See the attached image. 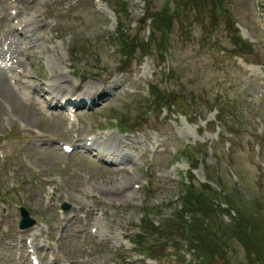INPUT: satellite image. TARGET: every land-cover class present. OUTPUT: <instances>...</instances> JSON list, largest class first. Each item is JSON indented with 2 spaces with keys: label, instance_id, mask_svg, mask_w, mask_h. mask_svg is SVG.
Listing matches in <instances>:
<instances>
[{
  "label": "rangeland",
  "instance_id": "374dc122",
  "mask_svg": "<svg viewBox=\"0 0 264 264\" xmlns=\"http://www.w3.org/2000/svg\"><path fill=\"white\" fill-rule=\"evenodd\" d=\"M124 1L17 0L23 7L19 19L35 18L32 25L37 20L30 45V40L20 41L19 34L10 32L4 8L8 0H0V57L24 72L16 90L6 80L0 82L7 90L0 97V264H29L24 248L27 239L35 245L41 264H144L128 239L138 226L151 230L153 223L162 225L163 235L165 231L180 234L179 225L167 224L180 204L182 185L177 174H186L190 162L197 167L198 182L208 179L209 186L222 191L214 196L213 208L231 204L243 212L252 225H248L249 233L264 246V167L259 164L264 163V74L248 77L238 71L223 51L235 42L229 23L221 20L213 27L210 10L207 20L190 10L169 18L160 9L165 5L170 14L179 7L178 0ZM116 5L123 13L127 43L134 40L135 60L142 53H158L163 28L171 22L166 45L169 64L177 72L170 82L171 98L173 104L180 102L178 98L188 100L190 121L181 116L169 122L168 117L162 119L164 113L159 121L150 117L144 133L133 136H120L109 126L102 128L108 117L123 116L124 103L134 110L136 100L146 96L145 82L153 74L145 62L141 69L134 68L133 75H121L128 63L121 62L122 52L110 38L116 28L111 6ZM225 6L237 27L246 29L253 39L251 49L245 47L243 54L264 65V0H226ZM72 55L79 59L73 65ZM73 68L78 78L72 77ZM89 72L103 79L86 75ZM104 79L112 80L118 93L73 113V123L67 112L34 104L36 98L44 105L50 103L49 83L72 95L95 93L99 97ZM137 86L141 88L133 96L130 91ZM33 88L36 98L22 100L20 93ZM217 112L223 117L222 128L212 125ZM219 133L222 138L218 140ZM86 138L99 141L96 148L121 147L127 152L120 160L135 167L127 174H115L118 167L96 164L91 153H62L59 143L83 147ZM185 144L200 148L182 156ZM64 204L69 205L66 212L60 208ZM19 207L37 221L35 229L19 231ZM146 210L152 214L144 219L150 214ZM200 221L219 231L220 225L230 228L227 216ZM45 242L49 250L43 249ZM223 247L231 264H248L245 241L232 239ZM170 252L159 245L152 255L160 264H173ZM262 253L257 250L253 255L258 258Z\"/></svg>",
  "mask_w": 264,
  "mask_h": 264
},
{
  "label": "trees",
  "instance_id": "16d2710c",
  "mask_svg": "<svg viewBox=\"0 0 264 264\" xmlns=\"http://www.w3.org/2000/svg\"><path fill=\"white\" fill-rule=\"evenodd\" d=\"M202 1L205 5L208 4L207 1L211 2V0H198V2ZM194 190L195 188H191V191L195 192ZM200 194L202 195V193ZM204 194H206V191L204 192ZM183 200H185L182 203L184 217L185 215H190L189 210L191 213H193L194 215H199L201 218H209L215 216L216 210L213 209V205L211 204L210 200H203L201 199V196L194 195L192 193ZM177 220H179V217L177 218ZM199 225L195 224V229L194 226L191 227L193 234L190 240L197 252H199L204 257V262H202V264H215L219 261H222V259L226 260V258L221 255V252L224 249L223 245L226 244L229 240L238 239L245 241V247L248 253H251L250 245H252L251 248H255L257 245V239L249 233V227L246 221H233L232 224L229 225L230 228L220 225V231L218 228L210 226H206L203 229L201 228V225ZM167 226L171 227L170 222L167 224ZM220 232L221 234H219ZM246 242L249 243L246 244ZM252 242L253 244H251ZM152 253H154V250H151V254ZM249 262V264H254L253 258L250 259Z\"/></svg>",
  "mask_w": 264,
  "mask_h": 264
},
{
  "label": "bare ground",
  "instance_id": "6f19581e",
  "mask_svg": "<svg viewBox=\"0 0 264 264\" xmlns=\"http://www.w3.org/2000/svg\"><path fill=\"white\" fill-rule=\"evenodd\" d=\"M17 4V2L16 1H14L13 2V4H12V8L13 9H15L16 7H15V5ZM30 22V20H28V19H26V20H24L22 23L24 24V25H27L28 23ZM20 26V25H19ZM18 26V27H19ZM63 80V78H60L59 79V81L60 80ZM1 81H5V78L2 76V74L0 73V82ZM58 81V82H59ZM2 83V82H1ZM1 83H0V97H5L6 96V94H5V91L4 90H6L4 87H2V85H1ZM6 83V82H5ZM57 83V82H56ZM7 85V84H6ZM8 86V88L10 87L9 85H7ZM54 86H56V85H54ZM54 86H52V87H50V88H54ZM11 88V87H10ZM100 90V89H99ZM7 91V90H6ZM61 94H62V96H65V97H67V96H69V94L70 95H72V93H69V91L68 90H63V89H61L60 91H59ZM99 93H101L100 91H99ZM8 94V93H7ZM91 95H93V96H97L98 97V95L97 94H91ZM73 96V95H72ZM79 95H77V94H75V96L73 97L74 99H72V100H70L71 102H78L80 99H81V97H78ZM7 98H10V97H7ZM79 98V99H78ZM75 107H77V108H81L82 106H76V105H74ZM113 154H115V153H113ZM122 171V174H126L127 173V171L128 170H125V169H122V170H120V171H116L117 173H119V172H121ZM130 172V171H129ZM128 172V173H129ZM127 193V192H126Z\"/></svg>",
  "mask_w": 264,
  "mask_h": 264
},
{
  "label": "water",
  "instance_id": "95a60500",
  "mask_svg": "<svg viewBox=\"0 0 264 264\" xmlns=\"http://www.w3.org/2000/svg\"><path fill=\"white\" fill-rule=\"evenodd\" d=\"M22 216L24 218L23 222H22V227L28 226L30 223L28 222V217L27 214L24 210H22Z\"/></svg>",
  "mask_w": 264,
  "mask_h": 264
}]
</instances>
